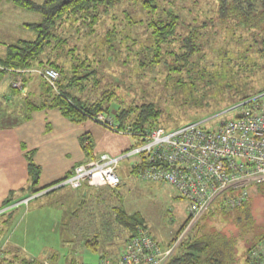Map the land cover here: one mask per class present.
Returning <instances> with one entry per match:
<instances>
[{
  "label": "rangeland",
  "instance_id": "1",
  "mask_svg": "<svg viewBox=\"0 0 264 264\" xmlns=\"http://www.w3.org/2000/svg\"><path fill=\"white\" fill-rule=\"evenodd\" d=\"M34 1L42 4L46 0ZM143 1L117 0L114 7L102 13L96 25L91 27L84 25L83 29L75 30L76 27L72 28L66 23L61 24L57 30L58 34L68 39V43L63 48H58L64 62H67L69 67L82 59L89 58L86 62L89 66L87 71L100 65L102 76H106L102 77V81L113 84L118 93L115 104L121 107L153 104L161 113L158 122L160 128L170 130L195 120L205 121L210 118L211 121L205 125L208 129H215L223 121L235 116V113L225 111L231 108L239 97L255 93L264 87L262 66L248 78L238 71V67L231 61L233 57L237 58L243 53L248 54L245 50L251 46L247 40H244L240 53L234 50V45L241 43V34L223 28L217 21L218 4L215 0H156V5L161 9L174 6L176 13L182 17L183 26L208 24L205 27L209 34L207 38H212L213 41L205 46L203 61L201 63L196 61L197 68L193 67L191 73L187 69L183 72H174L165 63L156 67L143 65L144 62H148V58L142 50L154 43L150 24L158 16V12L155 14L145 9ZM11 4L0 1L4 24H19L22 16L28 17L27 19L32 23L41 22V15L18 6L17 15L14 17L11 15L13 12ZM14 30L13 27L0 28V38ZM21 32L18 30L17 35H21L22 39L29 40L36 37L35 32ZM230 37L233 41L229 39ZM8 47L9 45L7 49ZM0 49L5 47L0 45ZM50 50L47 48V54ZM3 54L4 51H0V56L6 55ZM253 54L254 50L249 56L252 57ZM203 67L207 69L209 76H200L198 71ZM34 89H37V86ZM74 93L82 102L95 100V95L91 92L90 94L89 91L78 90ZM21 99L22 97H15L11 103L15 107L14 102H19L16 105L17 117L23 116L18 115ZM35 99V102H39V96ZM11 105H3L0 110L1 115L5 113L3 111L5 109L15 110ZM100 128L98 141L101 145L98 146L97 140H93L94 145L97 144L96 151L99 153L108 151L111 156H119L134 147L136 143V139L131 135H122ZM132 162L133 158L121 162L124 170L120 172L122 180L117 190H108L106 187L89 188V196H79L81 202L74 207L67 202L58 205L55 201L56 196H61L66 188L49 194L44 193L46 195L39 192V196H44L39 200H35V197L32 202V206L38 207L35 209L31 207L32 211L28 217L15 226L14 218L17 215L13 217L6 227L8 229L0 236V249L9 248L10 245L17 243L34 257H45L54 252L59 257V264H68L69 261H75L77 264H98L102 255L113 259L116 257V251L123 249L127 236V231L114 221V213L118 209H124L131 214H140L151 236L161 244L175 239L177 232L187 220V201L180 198L172 186L147 182L140 179L137 174L131 173ZM254 207L257 227L262 229L264 203L261 196H255ZM65 216L68 231L62 236L60 223ZM224 221L225 216L217 209L215 202L201 223L205 222L207 228L216 227L226 233L238 232L233 225ZM0 222L2 223V220ZM93 231L96 237L90 235ZM72 232L74 236L76 234L75 238ZM246 239H251V236ZM240 247L239 264H245L243 249L245 244L242 242Z\"/></svg>",
  "mask_w": 264,
  "mask_h": 264
},
{
  "label": "trees",
  "instance_id": "2",
  "mask_svg": "<svg viewBox=\"0 0 264 264\" xmlns=\"http://www.w3.org/2000/svg\"><path fill=\"white\" fill-rule=\"evenodd\" d=\"M11 1L18 7L35 12L42 17L40 23L29 24V27L36 33L35 39H23L11 44L7 49L6 55L0 56V68L3 71L19 72V75H22L23 87L12 86L13 94L16 97H21V91L27 82L26 75L40 80L38 92L36 91L37 89L33 88L31 92L22 98L28 112L56 109L64 117L76 124L86 121H97V117L102 114L111 119L114 126L110 127L105 123L98 124L94 122L95 124L108 131L131 135L136 139L134 147L125 152L143 143L145 136L149 132L160 128L158 127V122L161 113L153 104L143 103L128 107H121L115 104L118 100V93L115 91L113 84L102 81V77L106 76H102L100 65L87 71L89 66H87L86 62L89 58L82 59L79 63L72 64L69 67L67 62H64L61 58L60 49L58 48H63L68 43V39L57 33L60 25L68 23L72 28L76 27L75 30L83 29L84 25L90 27L91 25H96L102 13L114 7L117 0H46L42 4L34 0ZM215 1L218 4L217 21L221 23L223 28L231 30L235 34L237 32L241 34V43L235 44L234 50L239 54V50L243 48L245 43L244 40H247L251 46L245 50L248 54L243 53L237 58L233 57L234 59H231L238 67V71L250 78L260 66L264 70V0ZM143 6L150 12L155 14L158 12L156 20L150 24L154 43L142 50L145 57L148 58V62H144L143 65L149 64L152 67H156L165 63L174 72H183L187 69L191 73L190 70L203 61L205 46L213 41L212 38H207L209 34L205 27L208 24H188L183 26L182 17L176 13L174 6L161 9L156 5V0H144ZM229 39L232 38L230 37ZM47 48L51 49L48 54L46 52ZM253 50L254 54L250 57L249 54ZM47 68L54 69L60 74L55 86L50 85L41 76L32 72L33 70ZM198 73L200 76H209V72H207L205 67L201 68ZM78 90L93 93L95 100L91 102L78 100L74 93ZM262 92H264V87L255 93L239 97L231 108ZM36 96H39V102H35ZM208 120L205 124L209 123ZM202 121L195 120L184 125ZM205 124L203 128L208 129ZM86 139L87 142H85ZM90 140L91 137L88 135H85L82 139V147L84 152L90 157L89 161L99 156L92 157L94 142L92 140L90 142ZM132 158L134 162L139 157ZM27 159L31 194L50 189L61 181L50 186L37 188L41 175L40 167L35 163L32 153L28 154ZM130 171L133 174H137L138 166L137 168L131 166ZM120 186L121 184L117 188L108 189L115 191ZM56 190L58 189L47 193H52ZM255 196H261L264 203V183L252 186L248 198L239 206L233 208L227 206L225 204L226 196L218 200L217 209L224 214V223L233 225L238 232L232 234L216 227L207 228L205 222L201 223L200 220L181 240L172 258L166 264H239V249L242 242L245 244L243 248L245 264H259L252 254L264 242V228L260 229L257 227L254 207ZM13 201V199L6 200L3 204L4 208L10 206ZM12 214L10 213L8 215L9 218L3 222L6 227L10 223ZM114 214L115 223L127 231L125 245L130 239L137 236L139 229L148 230L144 219L138 213L131 214L124 209H118ZM186 225L187 220L184 221L175 239L173 238L169 245L178 239L185 230ZM2 230H0V236ZM192 231L194 232L190 235ZM249 236H251V239H246ZM0 255L2 257L1 263L5 264H44L34 259H27L19 251L10 248L2 250ZM104 258L110 257L103 256L100 260Z\"/></svg>",
  "mask_w": 264,
  "mask_h": 264
},
{
  "label": "built area",
  "instance_id": "3",
  "mask_svg": "<svg viewBox=\"0 0 264 264\" xmlns=\"http://www.w3.org/2000/svg\"><path fill=\"white\" fill-rule=\"evenodd\" d=\"M32 72L52 86L60 78L59 72L50 68ZM23 84L20 77L13 86L22 88ZM225 112H233L235 116L215 129L203 128L208 119L171 130L154 129L132 150L119 156L102 153L76 166L70 176L41 194L61 188H117L122 180L120 172L124 170L121 162L138 156L131 166H138L140 179L170 185L187 201V225L168 246H163L148 230L139 229L117 259L104 258L98 264H166L213 203L226 196L227 206H239L248 198L252 186L264 183V92ZM94 122L114 126L102 114ZM38 195L22 203L28 204ZM0 250L1 253L4 249ZM252 255L259 264H264V242ZM1 261L0 255V264H5Z\"/></svg>",
  "mask_w": 264,
  "mask_h": 264
},
{
  "label": "crops",
  "instance_id": "4",
  "mask_svg": "<svg viewBox=\"0 0 264 264\" xmlns=\"http://www.w3.org/2000/svg\"><path fill=\"white\" fill-rule=\"evenodd\" d=\"M0 1H5L10 4L12 2L11 0ZM13 4H11V7L13 8L11 15L16 17L17 5L14 4V6ZM22 13L24 14V12ZM23 14H21V16ZM3 15V12L0 11V28H15L13 32L0 38V45L5 47V49H0V51H4L3 55H5L7 45L15 44L20 40H23L21 35H17L18 30L22 32L31 31L33 33L35 31L29 27V24H32V22L27 19L28 17L22 16L19 24H4L2 22L4 20ZM35 38L33 37L32 40ZM21 76L22 75H19V72L3 71L0 68V110H2L3 105H11L13 98L16 97L13 94L12 86ZM25 77L27 82L21 91L22 98L31 92L34 87L37 86V92L40 88V80L38 78L30 75H26ZM21 100L22 103L18 106L20 112L18 115L23 116L17 117L16 115V105L19 102H14L15 107L11 105L15 110H11L12 108L9 110L5 109L3 110L5 112L3 115L0 113V211H4L0 214V220H2V223L0 222V230L3 229L1 236L4 234L5 230L8 229L3 222L9 218L8 215H10V213H13L11 220L17 215V217L14 218L15 222L13 225L15 226V224H20L26 219V217H28V214L32 211L31 207H33V209L38 207L32 206V202L35 198L30 200L28 204L22 203L25 199L35 195L30 192L31 181L28 170V154L32 153L34 155V161L40 167L41 175L37 188H43L66 178L74 171L76 166L84 164L90 160V157H88L82 147V139L85 135L91 137L92 141L97 140L98 146L101 145L100 141H98V134H100L101 126L98 124H95L92 121H86L81 124L73 123L56 109H45L31 113L26 110L25 105L23 104V99ZM85 142H87V139ZM96 147L97 144L96 146L94 145L92 157L98 156L102 153L109 154L108 151H103L102 153L97 152L96 150L98 149ZM101 188L105 187H100L98 189ZM66 189L67 190L63 192L61 196H56L57 198L55 201L58 205H64V203L67 202L74 207L81 202L79 196L82 197L84 195V197H88L90 194L89 187L75 190ZM42 196L40 195L39 197H36L35 200H39ZM8 199H13L14 201L10 206L4 208L3 204ZM70 200L71 202H69ZM24 207L27 208L23 209ZM74 217L76 216L74 215ZM66 225L65 216L60 223L62 236L67 234L68 229H66ZM24 234H26V232ZM94 234V231L90 232V235L96 237V234ZM72 235L74 236L73 232ZM74 238L72 237V240ZM171 240L165 244L163 243V246H168L171 243ZM9 244L10 241L8 245ZM124 247L125 243L123 249L116 251V257L113 259H117L121 255ZM9 248L19 251V253L27 259H34L43 262L44 264H59L60 262L58 255L54 252L45 257H34L25 249L21 248L17 243L10 245ZM103 256L107 255H102L101 257ZM68 264L77 263H75V261H69Z\"/></svg>",
  "mask_w": 264,
  "mask_h": 264
},
{
  "label": "bare ground",
  "instance_id": "5",
  "mask_svg": "<svg viewBox=\"0 0 264 264\" xmlns=\"http://www.w3.org/2000/svg\"><path fill=\"white\" fill-rule=\"evenodd\" d=\"M99 115V114H98Z\"/></svg>",
  "mask_w": 264,
  "mask_h": 264
}]
</instances>
